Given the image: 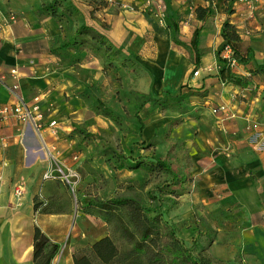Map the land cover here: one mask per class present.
Segmentation results:
<instances>
[{
  "label": "crops",
  "instance_id": "obj_1",
  "mask_svg": "<svg viewBox=\"0 0 264 264\" xmlns=\"http://www.w3.org/2000/svg\"><path fill=\"white\" fill-rule=\"evenodd\" d=\"M105 1L107 4L97 14L98 17L111 25V35L125 46L139 64L151 72L152 76L148 74L151 77L141 75L138 78L137 86L140 90L160 96L162 91L178 94L181 86L187 85L190 90L200 93L197 104L199 109L204 106L205 110L198 111V114L208 112V105L211 108L220 105L225 107L224 113L217 114L222 117L221 126L213 115L208 117L210 123L199 118L202 121L197 123V128L198 124L201 127L196 141L203 150V146L209 150L211 176H214L219 189L226 190L223 197L227 199L228 205H241V210L247 212H244V218H240V222L248 227L249 232L258 233H242L232 240L242 241L246 264H264V74L251 75L248 72L251 66L242 64L239 68L238 63L231 70L248 78V88L222 83L218 78V64L214 55L222 42L220 27L225 20L236 26L241 40L243 37L251 36L253 39V36L261 35L263 27L260 25L255 27L258 32L243 29L241 24L254 17L253 15L264 13V0H192L190 5L182 0H152L153 3H161L164 8V29L157 26L153 14L145 7L146 0ZM208 6H211V15L202 21L197 19L196 8ZM7 16L6 12L0 11V24H3L0 30V67H15L18 70L21 88L28 103L38 95L41 87L54 91L52 97L62 98L63 89L58 95L55 91L65 85L60 84L64 72H73L74 78L81 72L91 74L98 70L99 77L102 76L98 58L88 52H83L77 59L65 58L63 53L57 55L49 51V48L59 45L52 44L61 33L50 17L38 18L26 14V17L18 16L15 21L4 22ZM248 23L250 21L246 22ZM196 28H199L200 63L197 68L198 76L193 77L189 75L193 68L190 49L174 43L172 38L176 30L179 38L188 45ZM241 44L244 46L245 42H239L238 50L244 53L246 51H243ZM246 46L257 61L264 60V54L261 57L256 54L260 45L256 47L248 43ZM57 51L62 52L61 49ZM69 67L72 69L66 71L65 68ZM152 79L153 82H158L159 87L151 85ZM7 83H10L9 79L6 80ZM71 85L77 88L80 86ZM11 99L12 96L4 85H0V104L10 102ZM42 102H45L44 99ZM68 129L67 126L59 129L61 139ZM21 131L22 127L14 119L0 128L1 135L6 136L9 141L6 149L0 152V264H33L34 227L40 228L51 242L59 243L60 238H50L51 227L65 223L64 218L48 216L46 219L44 216L47 214H37L33 208L29 193L38 195V187L47 183L42 181L41 176L48 164L38 157L36 150L39 141L34 133L25 129L23 137H20ZM61 139L47 137L49 144L55 149L67 145ZM198 157L200 159L205 156ZM21 182L24 190L20 196H15L13 187ZM215 200L207 204L221 206L220 201ZM35 213L41 216L38 222L34 218ZM71 224L70 221L69 225ZM249 242L258 243L254 252H250ZM214 244L213 241L209 252L213 251ZM52 264H73L72 253H63L59 257L57 254Z\"/></svg>",
  "mask_w": 264,
  "mask_h": 264
},
{
  "label": "rangeland",
  "instance_id": "obj_2",
  "mask_svg": "<svg viewBox=\"0 0 264 264\" xmlns=\"http://www.w3.org/2000/svg\"><path fill=\"white\" fill-rule=\"evenodd\" d=\"M48 1L50 0H0V11L10 14L9 16L14 15L16 19L18 16L26 17V14L35 16L40 4ZM71 1L72 5L69 6L77 9L78 13L71 18L66 16L62 18L60 23L66 34L88 19L89 22L92 20L90 22L92 24L99 23L89 11L91 8H87L90 7L89 4H94L93 0ZM64 3L67 4V1ZM149 9L151 13L153 7ZM253 16L245 20L241 27L255 30V27L260 25L263 27L261 35L253 36V39L251 36L243 37V40L240 38L239 42H245L246 45L250 43L256 47L260 45L256 54L257 57H261L264 54V13ZM7 19L5 18V21ZM247 21H250V24H246ZM109 27L111 28L110 24ZM255 31L259 32V30ZM54 42L58 43L56 40ZM245 44L244 46L241 44L243 51L250 50ZM99 52L101 53L95 55L100 56L98 61L103 72L101 77L97 70L91 74L84 71L72 78L73 72L67 71L72 69L69 67L65 68L67 72H64L63 80L60 82L65 85L55 91L57 94L63 89L62 98L52 97L54 91H49L45 87H41L37 92L41 97L39 102L41 111L46 116L50 114V117L57 119L60 127L69 128L62 139L59 133L56 138H51L67 142V145L55 149V163L74 169L73 180H71L74 181L73 188L71 189L68 184L59 179H52L38 187V195L29 193L33 206L40 201L46 203V212H42L43 206H39L34 209L37 214H47L44 216L46 219L48 216L65 219L64 224L58 223L51 227V236L49 235L52 239L60 238L61 247L58 257L63 253L73 254L75 250L86 248L106 235L117 238L112 227L104 222L101 212L93 206L82 207L80 199L84 197L107 199L116 195H125L146 202L148 199L146 191L155 185L165 183L167 175L158 171H149L141 167H135L132 170L114 169L107 160L109 158L107 154L115 153V155L123 154L134 160L148 163L154 161L155 157H159L167 161L178 174L186 173L185 182L169 190L174 193L162 196L165 219L173 225L178 237L184 241L192 254L207 260L206 264H246L242 241L232 239L241 236L242 233L252 235L258 233L249 232L248 227L242 221L240 222V218H244V212H247L241 210V205L238 206V203L228 205L227 199L223 197L226 190L219 189L220 186L216 184L214 176H211L210 152L205 146L203 150L196 141L199 139L198 129L201 127L198 124L197 128V123H201L202 120L210 123L208 117L213 115L217 117V124L221 126L222 117L213 114V107L209 105L208 112L198 114V111L205 110L204 106L199 109L197 104L198 92L190 90L187 85H182L179 92L183 91L184 96L181 100L166 96L163 105L156 107L146 103L143 106L138 113L141 127L134 117V104L141 99L138 93H148L137 86L138 78L143 74V65L135 62V58V60H129L125 52H120L113 45L110 52L104 54L102 50ZM232 52L233 54L227 58L220 54L230 68L232 67L230 58L235 61L234 67L239 63L233 49ZM153 53L155 59V52ZM89 54H92V51ZM240 54L248 55L247 52ZM63 56L74 58V52H64ZM251 56L253 58L254 54L252 53ZM247 64L248 67H252V59L243 65ZM239 65L241 67L242 63H239L238 67ZM193 71V68L189 71L190 76ZM148 74L151 75V72L145 76H150ZM71 84L80 86L77 88ZM152 84L154 88L159 87L158 82H153V79ZM164 92L167 91H162L161 95ZM96 98L109 106L119 117L120 125L105 116L101 107L96 108ZM199 118L202 120L200 121ZM73 129L75 134L69 137ZM189 138L192 141L186 140ZM150 141H154L155 146H148ZM200 155L205 157L199 159ZM214 199L220 201L221 206L207 204L209 201L213 203ZM260 199L263 198L260 197ZM209 205L210 208H208ZM37 214L35 213L34 218L38 222L41 216ZM70 221L71 225H69ZM213 241L215 242L213 251L209 252ZM117 242L120 245L121 240ZM248 245L250 252H254L258 243L249 242ZM245 248L247 249L246 246Z\"/></svg>",
  "mask_w": 264,
  "mask_h": 264
},
{
  "label": "trees",
  "instance_id": "obj_3",
  "mask_svg": "<svg viewBox=\"0 0 264 264\" xmlns=\"http://www.w3.org/2000/svg\"><path fill=\"white\" fill-rule=\"evenodd\" d=\"M62 1H67V4ZM93 1L94 4H89L90 7L87 8H91L89 11L92 12L93 18L99 23L96 25L92 24L90 23L92 20L89 22L88 19L86 22H81L73 31H69L67 34L60 22L65 16L71 18L78 13L77 9L69 6L70 4L72 5L70 3L72 1L50 0L40 4V7L36 9V14H34L35 17H50L61 32L58 39H56L59 45L52 46L53 48H49V51L57 55L73 51L74 58L77 59L83 52L89 53L92 51V54L99 59L100 56L95 54L101 53L99 52L100 50H102L103 54L110 52L111 45H113L120 52H125L129 60H135L125 46L111 35L109 23L101 21L97 15L106 6L107 2L105 0ZM195 12L197 19L202 21L211 15L212 10L211 6L197 7ZM173 26L175 29L176 25L174 24ZM198 33L199 28H196L188 45L179 38L176 30L172 38L174 43L190 49L193 70H197L200 63ZM220 36L222 37V42L216 48L214 55L218 64V78L221 82L240 87H247L250 84L247 77L233 72L225 59L221 57L220 54L225 46H230L234 50L239 63L246 64L252 59V67L248 70L251 75L264 74V60L257 61L254 57L252 58L248 52L250 51L249 49L246 51L249 56L240 54L238 50L240 35L235 25L225 20L220 27ZM58 49H61L62 52L59 53ZM135 62L138 63L136 60ZM147 73V70L143 68L142 75ZM138 94L141 99L134 104V117L138 123H140L138 113L146 103H151L158 107L163 105L166 96L175 100H181L184 96L182 92L176 95L164 92L161 96H154L151 92ZM199 95L200 93L196 94V96ZM96 101V108L101 107L105 116L110 117L120 125L119 117L111 108L103 104L99 99ZM80 133L83 134V131L80 130ZM73 134H75L74 129L68 136L73 137ZM153 145L155 146L154 141L148 142V146L151 147ZM107 155L109 156L107 160L116 170L124 168L132 170L135 167H141L149 171L154 170L164 173L167 177L164 184L155 185L146 191L148 198L146 202L125 195H116L107 199L100 197H84L80 199L82 207L93 206L101 212L104 222L112 227L117 238L106 235L95 240L86 248L75 250L72 254L73 264H206L207 260L192 254L184 241L178 237L173 225L165 219L162 196L172 193L173 191H169L171 187L185 182V174H178L167 161L159 157H155L154 161L148 163L134 160V158L123 154L115 155L114 153ZM39 206H43L42 212L45 213L46 203L40 201L34 204V209ZM116 239L121 240L120 245L117 244ZM32 246L33 264H52V260L58 254L61 244L51 242L48 236L35 226Z\"/></svg>",
  "mask_w": 264,
  "mask_h": 264
},
{
  "label": "built area",
  "instance_id": "obj_4",
  "mask_svg": "<svg viewBox=\"0 0 264 264\" xmlns=\"http://www.w3.org/2000/svg\"><path fill=\"white\" fill-rule=\"evenodd\" d=\"M183 3L190 5L192 0H182ZM237 2H248V0H235ZM145 7L148 9L150 7H153L152 14L155 18L156 24L160 27L166 26V14L164 11V8L161 3H153L152 0H146ZM150 10V9H149ZM6 21L4 19V22L8 21H15L16 17L9 16ZM3 24H0V30L2 28ZM222 56L227 58L233 54L232 49L230 46H225L222 50ZM230 64L231 66H234L235 61L234 59L230 58ZM198 69L193 71L192 76L197 77L198 76ZM9 79L10 83L6 84V80ZM0 85H4V87L7 89V91L12 96V99L10 102L0 104V128L3 124L8 122L10 119H14L17 121V123L20 124L22 127V131L20 133V137H23L25 129H30L34 135L37 137L39 141V146L37 148L38 157L42 161L47 162V168L45 171H43L41 179L42 181H49L52 179H59L61 182L68 184L69 187L72 189L73 182V176H74V169L71 167H67L62 164L55 163V147L51 144H49L47 137H54L56 138L59 129L61 128L58 125L57 119L54 117H50L49 115L46 116L40 109V94L35 95L32 98V103H27L25 101V97L21 88L20 83V75L18 73V70L14 68L10 69H2L0 67ZM225 107L223 105H220L218 107L212 108L213 114H218V112L224 113ZM261 135V134H259ZM264 136V135H263ZM9 145V141L6 136L1 135L0 133V152L4 151L6 147ZM76 158V157H74ZM24 190V184L21 182L19 184H16L13 187V194L15 196H20L21 193Z\"/></svg>",
  "mask_w": 264,
  "mask_h": 264
}]
</instances>
